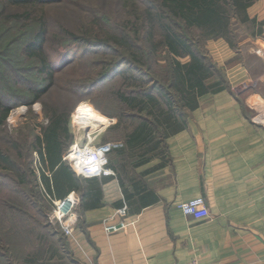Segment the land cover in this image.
Returning a JSON list of instances; mask_svg holds the SVG:
<instances>
[{
  "label": "crops",
  "instance_id": "1",
  "mask_svg": "<svg viewBox=\"0 0 264 264\" xmlns=\"http://www.w3.org/2000/svg\"><path fill=\"white\" fill-rule=\"evenodd\" d=\"M218 4L222 13L191 29L223 88L201 96L180 130L164 137V155L134 164L122 136L104 142L115 175L84 179L82 186L64 152L53 170L37 153L42 172L34 181L47 206L69 193L78 198L77 246L59 248L51 264H187L192 257L201 264H264V0ZM109 117L103 135L117 122ZM123 162L118 178L115 166ZM199 196L208 217L179 210ZM122 205L124 224L107 233L102 220ZM56 228L53 235L63 239Z\"/></svg>",
  "mask_w": 264,
  "mask_h": 264
},
{
  "label": "rangeland",
  "instance_id": "2",
  "mask_svg": "<svg viewBox=\"0 0 264 264\" xmlns=\"http://www.w3.org/2000/svg\"><path fill=\"white\" fill-rule=\"evenodd\" d=\"M164 4L173 7L171 0H56L25 5L0 0V100L11 107L0 121V264H28L39 246L43 252H37L40 261L33 264H51L49 258L59 248L72 250L64 235L63 239L53 235L51 227L57 228L50 219L51 207L34 181L42 172L35 138L43 136L56 114L64 115L70 142L76 132L81 142L99 146L119 143L124 133L119 127L103 135L99 130L107 124L106 117L116 116L128 132L138 124L137 117L121 112L115 93L157 95V89L164 90L174 100L176 119L191 114L189 107L181 109L174 88L167 87L169 52L161 44L160 25L146 17L149 11L168 15ZM171 21L173 31L203 55L198 32L182 30L173 17ZM114 35L121 46L110 43L115 39L107 40ZM34 93L38 99H32ZM119 114L123 116L118 118ZM80 116L89 124L84 131L77 127ZM87 131L94 134L86 141ZM21 169L28 184L18 182Z\"/></svg>",
  "mask_w": 264,
  "mask_h": 264
},
{
  "label": "trees",
  "instance_id": "3",
  "mask_svg": "<svg viewBox=\"0 0 264 264\" xmlns=\"http://www.w3.org/2000/svg\"><path fill=\"white\" fill-rule=\"evenodd\" d=\"M7 2L25 5V4H42L46 2H53L56 0H6ZM173 7L169 4H164L168 15L161 16L160 14L153 15L150 11L146 12V17H149V22H156L162 29L161 44H163L166 50L169 52L170 62L166 65V72L169 83L167 87L174 88V97L179 98L181 103V109L189 107L194 111L197 106L198 99L208 93H213L223 88L221 80H219L214 74V65L210 60L204 56L198 55L192 48V44L188 42L182 34H176L173 29V23L171 17L176 19V23L181 25V29L184 31H192V27L201 24L202 20L214 18L215 15L222 13L223 8L218 4L221 0H171ZM167 22V23H164ZM215 21V20H214ZM181 22V23H180ZM175 23V22H174ZM202 24H206V21ZM220 25V24H218ZM115 39L110 41L118 46H121V40ZM34 37H29V42H32ZM125 39V37H123ZM27 40V38H26ZM30 45V44H28ZM157 49L158 47H154ZM179 57L186 58V61L179 60ZM1 58V57H0ZM215 69V68H214ZM8 84H6L7 86ZM5 89V88H4ZM141 89V86H139ZM157 89V88H156ZM5 91H7L5 89ZM157 95H152L150 91L146 92H129L128 93H115V99L121 105V112H129L127 117H137L138 124L135 125L130 132L121 125V120L114 125V128L124 130L122 138L125 142L126 149L130 152V157L135 156L136 159L132 161L134 164L144 163L149 157H155L164 155V150L161 148V143L164 137L169 134L180 130V126L183 123V119H176L174 115V100L164 92V90L156 91ZM32 99L36 98V93L32 95ZM1 117L0 121H3L6 114L11 110V107L3 104L0 100ZM89 113V112H87ZM92 114V113H91ZM123 114V113H122ZM118 115L120 118L123 115ZM142 114L146 118H142ZM116 117V116H113ZM112 117V118H113ZM117 118V117H116ZM66 119L64 115L58 116L57 114L51 119L50 124L43 129V136H37L35 138L34 147L39 154L43 163L48 165L50 170H53L55 163L60 162V154L66 150V146L71 140L70 134L67 135ZM71 143V142H70ZM117 154H124L125 150H118ZM44 155V157H43ZM39 158V159H40ZM45 159V160H44ZM64 164H62L63 166ZM127 165L126 162L121 163L118 167L115 166L116 174L118 178L123 172V167ZM64 168L58 171L61 175V181L63 185L70 183L66 171ZM20 169H18V172ZM17 172V173H18ZM31 172V170H30ZM32 174V173H31ZM19 184H28L25 172L18 174ZM35 180V177H34ZM81 185H85L84 178L80 179ZM89 186H93L90 183ZM38 192V190H37ZM39 194V192H38ZM40 195V194H39ZM31 259H28V264H33L38 260L40 256H37V252L42 254V246L34 248Z\"/></svg>",
  "mask_w": 264,
  "mask_h": 264
},
{
  "label": "built area",
  "instance_id": "4",
  "mask_svg": "<svg viewBox=\"0 0 264 264\" xmlns=\"http://www.w3.org/2000/svg\"><path fill=\"white\" fill-rule=\"evenodd\" d=\"M253 83V82H252ZM243 86V85H242ZM92 133V132H91ZM87 133L86 141L89 135ZM73 141L69 144V149L64 154V159L69 162L74 172L84 179L98 178L99 176H114L115 173L108 167V156L100 145H92L88 141L81 142L82 137L76 138L78 133L73 132ZM78 198L73 193L64 196L63 199L51 201V210L49 212L50 219L53 220L71 245H76L74 235V227L78 222L76 214V206ZM179 210L185 215L194 217L195 219L205 218L209 216V211L205 199L199 196L179 204ZM127 206L122 205L115 210V214L102 220L103 229L107 233L116 231L122 226L128 216ZM187 264H201L197 257L189 259Z\"/></svg>",
  "mask_w": 264,
  "mask_h": 264
},
{
  "label": "bare ground",
  "instance_id": "5",
  "mask_svg": "<svg viewBox=\"0 0 264 264\" xmlns=\"http://www.w3.org/2000/svg\"><path fill=\"white\" fill-rule=\"evenodd\" d=\"M95 117V116H94ZM12 118H17V116H13ZM97 119V118H96ZM94 120V119H93ZM102 120V119H101ZM98 123V125L101 123V121H98L97 122ZM77 127H78V129L79 130H83V127H85V126H88L89 124H88V122H87V119H86V117L85 116H80L79 117V119L77 120ZM96 127V126H95ZM94 127V128H95ZM90 129H93V127H89ZM84 131V130H83Z\"/></svg>",
  "mask_w": 264,
  "mask_h": 264
},
{
  "label": "water",
  "instance_id": "6",
  "mask_svg": "<svg viewBox=\"0 0 264 264\" xmlns=\"http://www.w3.org/2000/svg\"><path fill=\"white\" fill-rule=\"evenodd\" d=\"M88 132V131H87Z\"/></svg>",
  "mask_w": 264,
  "mask_h": 264
}]
</instances>
